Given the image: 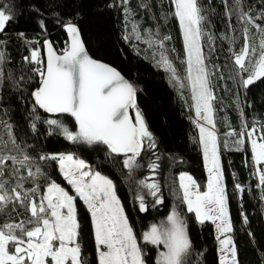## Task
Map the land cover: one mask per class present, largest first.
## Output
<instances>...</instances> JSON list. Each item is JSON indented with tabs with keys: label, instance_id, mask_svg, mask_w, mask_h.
Here are the masks:
<instances>
[{
	"label": "snow or ice",
	"instance_id": "1",
	"mask_svg": "<svg viewBox=\"0 0 264 264\" xmlns=\"http://www.w3.org/2000/svg\"><path fill=\"white\" fill-rule=\"evenodd\" d=\"M121 3L127 21L134 13L128 6L129 0H121ZM22 5L23 0H0V35L23 14ZM171 5L174 11L162 13V16L167 20L171 15L179 21L185 54L181 63L186 65L183 76L165 44L171 37H161L159 27L155 32L145 29L142 35L139 24L133 22L131 35L152 47L153 59L159 55L157 65L169 72L171 82L178 86L181 94L186 87L190 89L196 114L195 118H190L199 130L198 139L194 138V141L202 150L208 179L206 190L201 191L200 184L189 173L180 172L181 199L187 211L194 212L197 221H211L215 225L219 264H240L237 244L231 234L234 227L213 115L216 96L211 77L214 73L208 68L209 55L205 54L203 47L206 39L211 53L214 34L207 30L210 21L200 0H171ZM224 5L229 27L235 31V26L230 23L235 15L243 39L236 50L238 37L223 34V38L229 41V52L234 60V74L230 78L247 90L264 78V8L254 13L252 7L245 9L243 0H232L231 4L224 0ZM29 7L32 12H39L35 6ZM141 7L147 8L148 5L142 3ZM58 22L67 32L65 47L58 52L51 40L44 39L46 63L40 48L32 47L30 53L22 57L25 64L31 66L30 74L18 79H14L11 69L7 73L4 71L11 59L6 41L0 40L3 45L0 47V91L5 79L22 86L38 77L37 86L29 92L32 131L36 132L37 122L42 121L50 132L59 130L73 144L102 145L109 155H122V165L127 170L125 180L134 199L139 202V210H147L146 196L155 198L153 207L162 204L161 186L152 179L161 168V155L157 154L160 152L159 141L138 105L137 86L117 67L90 55L76 23L71 19ZM38 23L42 30H46L43 19ZM131 35L126 32L124 39L129 40ZM235 106L241 126L239 131L230 128L228 134L236 136L234 144L238 149L249 144L253 165H261L264 162V123L253 120L249 125L239 94ZM38 109L56 117L68 114L74 118V125L70 127L66 119L42 118ZM132 109H135L134 117L130 114ZM4 115H7L6 110ZM13 129L12 123L0 119V212H15L20 216L19 209H24L27 215L18 220L8 218L0 224V264H88L83 255L84 236L77 198L83 201L91 217L96 264H147L144 248L117 195L113 180L93 171L84 159L71 151L30 154L28 146L18 140ZM224 143L227 146L228 142ZM175 162L173 157L172 163ZM52 164L58 166L75 195L46 170ZM145 168L149 175L137 178L138 172ZM256 172L259 173L258 187L264 188V167L256 168ZM234 188L242 199L244 186L237 182ZM241 215L247 224V215L243 212ZM140 239L145 245L163 246L157 253L156 264H190L193 241L187 230L186 217L175 207L159 223L150 224Z\"/></svg>",
	"mask_w": 264,
	"mask_h": 264
},
{
	"label": "trees",
	"instance_id": "2",
	"mask_svg": "<svg viewBox=\"0 0 264 264\" xmlns=\"http://www.w3.org/2000/svg\"><path fill=\"white\" fill-rule=\"evenodd\" d=\"M228 2L231 4L232 0ZM142 3H146L148 7H141ZM200 3L207 10L206 15L210 21L207 23V30L214 34L211 53L206 39L203 41V47L205 54L209 55L208 68L214 73L211 79L215 85L216 129L221 138L227 137L228 142V149L225 143L224 147L221 145L220 155L234 227V232L231 234L234 235L237 244L240 264H264V199H262L264 188L258 187L259 181L252 163L249 144L246 143L238 149L234 144L236 136L228 134L230 128L239 131L241 126L235 106L237 94L245 109L249 125L253 120L258 124L264 123V78L254 82L247 90L230 78L234 74V60L229 52V41L223 38V34L237 36L235 48L239 50L243 43L240 25L233 15L230 23L235 26V31L233 32L229 27L224 0H200ZM30 5L39 9V12H32ZM243 5L245 9L252 7L255 13L264 8V0H243ZM22 6L23 14L11 24L6 33L0 35V40L7 43V51L11 59V63L4 68L5 73L11 69L14 79L30 74L31 66L26 65L22 57L28 55L32 47H38L43 52L44 39L51 40L54 47L61 51L68 38L62 23L58 21L66 22L71 19L78 24L89 53L94 58L117 67L138 88V105L145 115L150 130L159 141L160 152L157 154L161 155V168L157 176L152 179L157 180L161 186L162 204L153 207L155 198L146 196L148 208L144 212L139 210V202L134 199L133 192L125 180L127 170L123 168L122 155H109L106 147L102 145L73 144L59 130L50 132L48 125L42 121L37 122V131H32L30 126L33 119L32 102L29 92L37 86L38 77H34L22 86H16L13 80L5 79L0 91L2 97L0 119L14 125L15 135L19 141L28 146L27 150L30 154L71 151L86 159L92 168L108 175L114 181L125 212L134 226L139 243L144 248L147 264H156L157 253L163 246L145 245L140 239L141 233L150 224L159 223L164 219L173 207L187 220V230L194 246L193 255L189 257L190 264H219L220 254L217 251L219 244L215 225L211 221L203 223L197 221L194 212H188L186 204L181 199L180 172L192 175L200 184L201 191L206 190L208 179L202 150L194 141V138L198 139L199 130L191 119L195 117L187 90L183 89L181 94L178 86L171 82L169 72L146 59L141 54L144 50L140 46L142 42L137 40L135 35H131L133 22L139 24V30L143 35L148 26H155L154 19L160 21L164 31L171 37L170 43L180 57V70L184 72L186 65L182 64L181 60L184 59L185 54L179 21L171 15L167 20L162 16V13L174 11L171 0H129L128 6L134 15L127 21L121 0H23ZM40 19L45 21L46 30L41 29L38 23ZM126 32L131 35L129 40L124 39ZM19 33L24 35L20 36ZM213 65L217 67L213 68ZM5 110L7 115H4ZM38 112L42 118L66 119L70 127L74 125V118L68 114L56 117L43 109H38ZM173 157L176 158L175 163H172ZM261 167H264V162ZM46 170L53 173V178L57 182L67 185L57 165L52 164ZM147 175L149 170L145 168L138 172L137 178ZM237 182L245 188L242 199L234 188ZM76 204L83 227V255L87 258L88 264H96L91 217L83 201L77 198ZM19 211L20 216L15 212H0V224L8 218L18 220L27 215L24 209ZM242 212L248 217L247 224L243 221ZM249 232L252 233L251 236ZM197 252L202 255L197 256Z\"/></svg>",
	"mask_w": 264,
	"mask_h": 264
},
{
	"label": "rangeland",
	"instance_id": "3",
	"mask_svg": "<svg viewBox=\"0 0 264 264\" xmlns=\"http://www.w3.org/2000/svg\"><path fill=\"white\" fill-rule=\"evenodd\" d=\"M154 21H155V26H148V29H151L152 30V32H155L156 31V29H157V27H159V31H160V35H161V37L163 36V35H168L169 36V34H167L165 31H164V27H163V24L160 22V21H157L156 19H154ZM142 43H141V47H142V49H144L143 50V52H141V54L146 58V59H148V60H150L152 63H157L156 61H158L159 59H160V57H159V55L157 54L156 55V57H155V59H153V49H152V47H150L147 43H145L143 40H140ZM165 44H166V47H167V49L169 50V55H170V57L173 59V61H174V63H175V65H176V67L178 68V71L180 72V74H181V76H183L184 75V72L183 71H181L180 69V57L178 56V54H177V52L175 51V52H172L171 51V49H173L174 47H173V45H172V43H170V40H168V41H166L165 42ZM136 48V47H135ZM137 50L139 51V49L137 48ZM177 57H179V59H177ZM186 90H187V94H188V96H189V99H190V103H191V107H192V101H191V93H190V89L189 88H187L186 87ZM192 111H193V115H194V117L196 116V114H195V109L192 107ZM133 115H135V109H133ZM214 115V120H215V114H213ZM216 122V121H215ZM216 131H217V129H216ZM217 135H218V140H219V142H220V150H221V145H222V147H224V142L225 141H227V137H224V138H221V136H220V134L218 133V131H217ZM227 149H228V145L227 146H225ZM249 147H250V145H249ZM250 152H251V150H250ZM76 154V153H75ZM77 156H79L80 158H82V159H84L83 157H81L80 155H78V154H76ZM251 159H252V157H251ZM88 164H89V162L86 160V159H84ZM253 163V162H252ZM263 163V162H262ZM90 165V164H89ZM221 165H222V161H221ZM258 167H261V165H258V166H254V168H255V172H256V168H258ZM92 168V167H91ZM92 170L93 171H99V172H101V174L102 175H106L104 172H102V171H100V170H97V169H94V168H92ZM106 176H108V175H106ZM192 176V175H191ZM256 176H257V179H258V181H259V173L258 172H256ZM109 177V176H108ZM193 177V176H192ZM110 178V177H109ZM111 179V178H110ZM66 181V180H65ZM114 182V181H113ZM59 183V182H58ZM66 183H67V181H66ZM63 187H65L69 192H70V194H73V195H75V192H74V189H72V187H71V185H69L68 183H67V185H65V184H63V183H60ZM118 195V194H117ZM216 233H217V231H216ZM217 235H218V233H217ZM139 241V240H138ZM220 254V253H219Z\"/></svg>",
	"mask_w": 264,
	"mask_h": 264
},
{
	"label": "water",
	"instance_id": "4",
	"mask_svg": "<svg viewBox=\"0 0 264 264\" xmlns=\"http://www.w3.org/2000/svg\"><path fill=\"white\" fill-rule=\"evenodd\" d=\"M78 25V24H77ZM79 27V26H78ZM65 32H66V30H65ZM66 35H67V32H66ZM81 37H82V34H81ZM67 38H68V36H67ZM82 39H83V37H82ZM54 46V45H53ZM86 46V45H85ZM87 48V47H86ZM58 51V50H57ZM59 52V51H58ZM43 54H44V57H45V61H46V58H47V50H46V47L45 46H43ZM91 55V54H90ZM105 62V61H104ZM108 63V62H107ZM123 74V73H122ZM130 114L134 117V115H133V109L132 110H130Z\"/></svg>",
	"mask_w": 264,
	"mask_h": 264
},
{
	"label": "built area",
	"instance_id": "5",
	"mask_svg": "<svg viewBox=\"0 0 264 264\" xmlns=\"http://www.w3.org/2000/svg\"><path fill=\"white\" fill-rule=\"evenodd\" d=\"M38 44H39V42H37ZM41 54H42V56L44 57V54H43V52L41 51ZM44 60H45V57H44ZM45 63H46V61H45Z\"/></svg>",
	"mask_w": 264,
	"mask_h": 264
}]
</instances>
